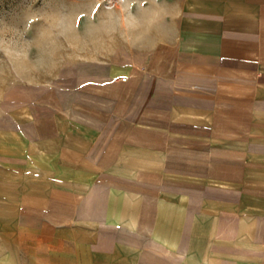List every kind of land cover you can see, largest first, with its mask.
I'll list each match as a JSON object with an SVG mask.
<instances>
[{
    "label": "crops",
    "instance_id": "obj_1",
    "mask_svg": "<svg viewBox=\"0 0 264 264\" xmlns=\"http://www.w3.org/2000/svg\"><path fill=\"white\" fill-rule=\"evenodd\" d=\"M119 3L149 47L0 136V264H264V0Z\"/></svg>",
    "mask_w": 264,
    "mask_h": 264
},
{
    "label": "rangeland",
    "instance_id": "obj_2",
    "mask_svg": "<svg viewBox=\"0 0 264 264\" xmlns=\"http://www.w3.org/2000/svg\"><path fill=\"white\" fill-rule=\"evenodd\" d=\"M101 1L108 23L100 14L92 22L75 0H0V136H16L29 106L58 100L59 90L63 99L86 73L113 69L119 51L149 47L143 41L154 30L122 35L115 8L106 10Z\"/></svg>",
    "mask_w": 264,
    "mask_h": 264
},
{
    "label": "built area",
    "instance_id": "obj_3",
    "mask_svg": "<svg viewBox=\"0 0 264 264\" xmlns=\"http://www.w3.org/2000/svg\"><path fill=\"white\" fill-rule=\"evenodd\" d=\"M105 2V8L106 10H113L115 8L116 4H118L119 0H104ZM124 81V79H122Z\"/></svg>",
    "mask_w": 264,
    "mask_h": 264
}]
</instances>
